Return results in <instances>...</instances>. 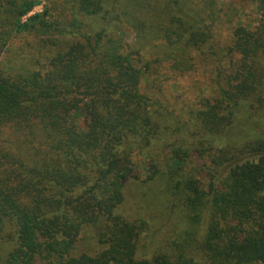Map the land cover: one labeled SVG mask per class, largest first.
Masks as SVG:
<instances>
[{
    "label": "trees",
    "instance_id": "obj_1",
    "mask_svg": "<svg viewBox=\"0 0 264 264\" xmlns=\"http://www.w3.org/2000/svg\"><path fill=\"white\" fill-rule=\"evenodd\" d=\"M49 2L0 0V264H264V0L227 33L216 0ZM164 69L214 88L177 112ZM157 179L192 229L139 257L148 220L120 206Z\"/></svg>",
    "mask_w": 264,
    "mask_h": 264
},
{
    "label": "rangeland",
    "instance_id": "obj_2",
    "mask_svg": "<svg viewBox=\"0 0 264 264\" xmlns=\"http://www.w3.org/2000/svg\"><path fill=\"white\" fill-rule=\"evenodd\" d=\"M219 6L223 9L222 27L227 33L230 31L232 25L236 22H242L244 25H254L259 19V12L256 4L252 0H216ZM49 0H39L38 5L30 12L24 20L31 15L43 12L47 6H49ZM233 7V10H229ZM231 20V23H230ZM124 37L132 45L135 44L134 34L126 27L123 28ZM31 35H25L22 37L20 43L16 47L18 50L20 47L25 48V52L30 54V47L27 43ZM225 36V35H224ZM32 38V37H31ZM30 42H33L30 39ZM37 45L33 42V46ZM148 56L155 55L150 51ZM35 53V50L32 54ZM164 68V67H161ZM167 80L163 83L164 103L169 105L171 109H175L177 112L188 106H193L200 98L209 96L214 88V83L210 81L209 77H206L203 70L196 72H184V74L172 71L170 69H164ZM156 77V76H155ZM152 76V78H155ZM152 91H155L153 89ZM162 99V98H160ZM168 100V102L166 101ZM238 137V135H237ZM150 158V156H148ZM149 158H142L138 161L140 167L139 173L146 176V168L143 166ZM169 205V197L165 192V184L161 179H157L155 182L139 183L130 182L125 186V200L120 206V210L129 215L143 216L148 220L149 229L145 232L140 239L138 255L139 257H152L155 251L171 250L177 243H185L188 240L186 232L192 229L191 223L188 217H185V210L181 208V211H175L170 213L167 209ZM203 222V220H202ZM203 227L204 222L201 223ZM204 230L198 228L197 239L200 240ZM92 230L86 229L82 233L83 240L78 244V251L82 252L84 249H88L94 246L91 239ZM91 240V241H90ZM92 243V244H91ZM194 256L199 260L202 256L196 253L193 249L190 250Z\"/></svg>",
    "mask_w": 264,
    "mask_h": 264
}]
</instances>
